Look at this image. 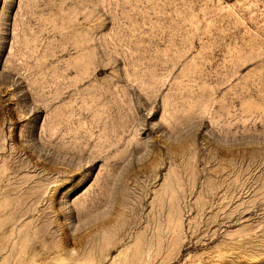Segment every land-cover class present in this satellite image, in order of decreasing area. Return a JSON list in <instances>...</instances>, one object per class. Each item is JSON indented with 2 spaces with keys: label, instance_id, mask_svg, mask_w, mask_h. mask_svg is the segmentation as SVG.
<instances>
[{
  "label": "rangeland",
  "instance_id": "obj_1",
  "mask_svg": "<svg viewBox=\"0 0 264 264\" xmlns=\"http://www.w3.org/2000/svg\"><path fill=\"white\" fill-rule=\"evenodd\" d=\"M0 264H264V0H0Z\"/></svg>",
  "mask_w": 264,
  "mask_h": 264
}]
</instances>
